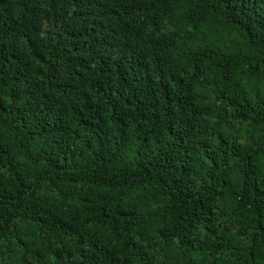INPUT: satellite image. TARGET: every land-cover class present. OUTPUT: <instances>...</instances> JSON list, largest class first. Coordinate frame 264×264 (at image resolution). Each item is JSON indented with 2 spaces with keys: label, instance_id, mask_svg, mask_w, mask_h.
<instances>
[{
  "label": "trees",
  "instance_id": "1",
  "mask_svg": "<svg viewBox=\"0 0 264 264\" xmlns=\"http://www.w3.org/2000/svg\"><path fill=\"white\" fill-rule=\"evenodd\" d=\"M0 264H264V0H0Z\"/></svg>",
  "mask_w": 264,
  "mask_h": 264
}]
</instances>
